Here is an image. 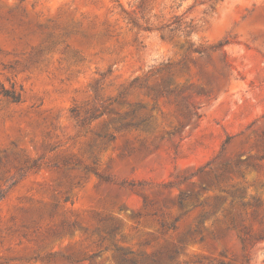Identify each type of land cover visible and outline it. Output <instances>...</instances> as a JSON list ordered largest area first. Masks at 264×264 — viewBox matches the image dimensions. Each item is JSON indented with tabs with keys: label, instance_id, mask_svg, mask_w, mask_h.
Returning a JSON list of instances; mask_svg holds the SVG:
<instances>
[{
	"label": "rangeland",
	"instance_id": "obj_1",
	"mask_svg": "<svg viewBox=\"0 0 264 264\" xmlns=\"http://www.w3.org/2000/svg\"><path fill=\"white\" fill-rule=\"evenodd\" d=\"M125 253L264 264V0H0V264Z\"/></svg>",
	"mask_w": 264,
	"mask_h": 264
},
{
	"label": "trees",
	"instance_id": "obj_2",
	"mask_svg": "<svg viewBox=\"0 0 264 264\" xmlns=\"http://www.w3.org/2000/svg\"><path fill=\"white\" fill-rule=\"evenodd\" d=\"M1 94H3V96H5V97H9V98H13L14 100H17L15 97H12V95H11V93L9 92V91H6V90H3L2 92H1ZM183 200H184V196H183V194L180 196V201H179V204H180V206L181 207H183ZM127 253H125V254H122V257H121V261H122V263H127V262H130V264H139V262H137L136 260H132V261H129L128 259H127ZM153 264H165V263H161V262H155V263H153Z\"/></svg>",
	"mask_w": 264,
	"mask_h": 264
}]
</instances>
